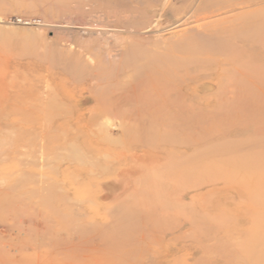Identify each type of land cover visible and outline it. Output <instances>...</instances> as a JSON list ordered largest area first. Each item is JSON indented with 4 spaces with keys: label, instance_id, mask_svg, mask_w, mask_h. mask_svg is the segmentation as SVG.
I'll return each instance as SVG.
<instances>
[{
    "label": "rangeland",
    "instance_id": "obj_1",
    "mask_svg": "<svg viewBox=\"0 0 264 264\" xmlns=\"http://www.w3.org/2000/svg\"><path fill=\"white\" fill-rule=\"evenodd\" d=\"M0 264H264V0H0Z\"/></svg>",
    "mask_w": 264,
    "mask_h": 264
},
{
    "label": "bare ground",
    "instance_id": "obj_2",
    "mask_svg": "<svg viewBox=\"0 0 264 264\" xmlns=\"http://www.w3.org/2000/svg\"><path fill=\"white\" fill-rule=\"evenodd\" d=\"M250 3V2H249ZM248 4V3H247ZM222 159H226V160H229V159H231V157H229V159L226 157V156H223L222 157ZM220 161H221V159H220ZM223 161V160H222ZM217 162V161H216ZM219 163V162H218Z\"/></svg>",
    "mask_w": 264,
    "mask_h": 264
}]
</instances>
